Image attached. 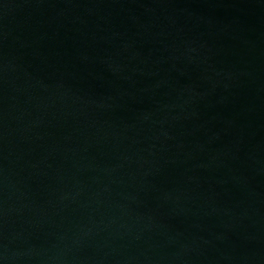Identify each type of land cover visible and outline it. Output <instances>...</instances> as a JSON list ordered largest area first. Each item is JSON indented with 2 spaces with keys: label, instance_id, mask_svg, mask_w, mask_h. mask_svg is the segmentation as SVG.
<instances>
[{
  "label": "water",
  "instance_id": "water-1",
  "mask_svg": "<svg viewBox=\"0 0 264 264\" xmlns=\"http://www.w3.org/2000/svg\"><path fill=\"white\" fill-rule=\"evenodd\" d=\"M0 264H264V0H0Z\"/></svg>",
  "mask_w": 264,
  "mask_h": 264
}]
</instances>
